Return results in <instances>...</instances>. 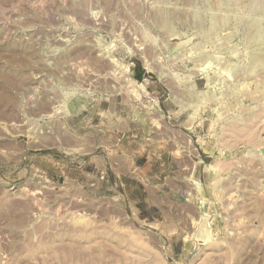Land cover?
Wrapping results in <instances>:
<instances>
[{"label":"rangeland","instance_id":"1","mask_svg":"<svg viewBox=\"0 0 264 264\" xmlns=\"http://www.w3.org/2000/svg\"><path fill=\"white\" fill-rule=\"evenodd\" d=\"M161 155L197 204L161 230L67 174ZM157 258L264 264V0H0V264Z\"/></svg>","mask_w":264,"mask_h":264},{"label":"crops","instance_id":"2","mask_svg":"<svg viewBox=\"0 0 264 264\" xmlns=\"http://www.w3.org/2000/svg\"><path fill=\"white\" fill-rule=\"evenodd\" d=\"M161 157L162 155L157 158L159 160L158 167L150 164L147 160L148 164L144 163V165H138L133 169L128 166L127 158L121 157L117 162L109 161L104 162V164L99 158H96L84 162L78 167L69 168L67 174L71 175L73 183L80 184L90 191L95 190L94 194L109 196L110 199L121 198L127 201L134 198V194L136 195V191H138H135L136 187L133 189L128 183L129 180L135 179L136 186L142 191V193L139 191L140 197H138L140 199H135L140 207L137 212L138 219L141 221L152 219L158 223L157 225L161 230L167 221L174 217L179 218L181 216L183 218L187 212L197 208V204L189 199H184L179 194L177 184L187 181L185 174H183V168L177 164L175 158L167 156L166 160H163L164 158L161 160ZM139 170H144L143 173L146 174V177H143V173L141 174ZM133 175L136 176L133 177ZM172 238L166 241L164 245L171 254L175 255L180 252V249L185 248V244ZM151 264L164 263L157 258Z\"/></svg>","mask_w":264,"mask_h":264},{"label":"water","instance_id":"3","mask_svg":"<svg viewBox=\"0 0 264 264\" xmlns=\"http://www.w3.org/2000/svg\"><path fill=\"white\" fill-rule=\"evenodd\" d=\"M144 74H145V69L143 67H139L138 72H137V81L139 83H141L143 81ZM198 160L202 161L203 159L201 157H199ZM60 181H61V179H60Z\"/></svg>","mask_w":264,"mask_h":264},{"label":"bare ground","instance_id":"4","mask_svg":"<svg viewBox=\"0 0 264 264\" xmlns=\"http://www.w3.org/2000/svg\"><path fill=\"white\" fill-rule=\"evenodd\" d=\"M57 111V110H56Z\"/></svg>","mask_w":264,"mask_h":264}]
</instances>
